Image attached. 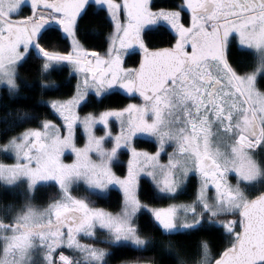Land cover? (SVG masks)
Returning <instances> with one entry per match:
<instances>
[{
	"label": "snow or ice",
	"instance_id": "obj_1",
	"mask_svg": "<svg viewBox=\"0 0 264 264\" xmlns=\"http://www.w3.org/2000/svg\"><path fill=\"white\" fill-rule=\"evenodd\" d=\"M88 16L109 29L85 34L103 37L102 52L83 42ZM163 30L166 46L152 43L149 32ZM51 35L59 46L45 43ZM65 67L76 80L71 95L37 102L59 122L35 105H3L0 155L13 162L0 160V193L22 191L19 201L0 195V264H109L113 247L141 254L124 264H155L142 255L155 241L141 235L140 216L166 236L190 237L207 224L225 238L215 254L198 242L190 259L175 241L161 242L177 264H264V190L253 193L264 189V0H181L174 8L153 0H0L4 95L15 100L32 86L21 70L35 72L43 91L56 90L49 76ZM114 90L130 102L80 114ZM141 138L156 150L138 148ZM125 151L127 173L118 175ZM193 183L190 203L141 200L145 185L153 199L175 200ZM42 186L55 190L45 205L35 202ZM113 191L117 211L96 206L93 196Z\"/></svg>",
	"mask_w": 264,
	"mask_h": 264
},
{
	"label": "trees",
	"instance_id": "obj_2",
	"mask_svg": "<svg viewBox=\"0 0 264 264\" xmlns=\"http://www.w3.org/2000/svg\"><path fill=\"white\" fill-rule=\"evenodd\" d=\"M181 0H153V3L156 7H164V8H174L178 5ZM80 28H81V35L83 38V42L85 43L86 47L89 50H97L103 51L106 47V44L103 42V37H95L92 35H85L86 33H91L92 29H96L97 31L104 33L105 35L108 32V28L106 27L105 21L102 17H95V16H88L85 17L80 21ZM170 30H163V31H150L148 34V38L154 44H158L161 46H166V42L170 38L169 35ZM48 45H60V41L56 38L55 35H51L45 41ZM137 57L131 56L126 57L127 66H133L136 62ZM231 59L233 62L241 59L239 53H237L236 48L233 47L231 53ZM38 63V61H37ZM21 75L25 76L29 83L32 85L29 87H22L19 96L15 100H10L7 98L6 95L0 91V96L3 99H0V116H3L6 109L3 105H8L11 108H21V109H31L32 106H36L35 110L41 113L44 116H47L48 119H57L54 115L50 114V111L47 107L38 105L37 102L40 100H50L54 98H65L68 95H71L72 86L76 83V80L72 78L69 82L68 76V69L65 67L64 69H55L51 72L49 76V81L54 82L56 85H59V88L56 90H47L43 91L39 86V80L35 72H27L25 70H21ZM25 97H29L25 99ZM130 102L123 92L119 90H114V94H109V96L103 100L102 103L98 102L94 107H86L82 108L81 112L85 113L88 111H93L94 108L96 111L103 110L106 107H113L119 108L124 106ZM32 126L30 123L23 124L17 131L22 130L24 127ZM14 134V133H13ZM138 147L146 148L150 151H154V143L150 140H146L141 138V142L137 144ZM0 158H5V156L0 155ZM126 155L123 153L122 158L118 163L119 166L117 170L120 173L125 172V161ZM146 191L141 194V200L143 202L153 204V205H161L168 202V199H153L151 190L147 189V185H145ZM259 190L264 189H253L254 194H258ZM22 189H16L15 195H13L12 191H4L0 193V195L6 198H12L16 201L21 199L20 193ZM54 189L51 187H41V189L36 194V201L40 204H46L48 201V197L54 194ZM195 194V183L188 186L185 193L179 195L177 198L180 200H189ZM101 205H104L110 210L116 211L119 208V198L116 191H113L112 194L107 199L100 198L98 201ZM138 223L141 227V235L142 236H151L154 238L155 241V251H148L143 253V257H154L156 264H177V258L173 254L171 256L165 252L161 246V242H166L168 240H173L176 242L177 251H180L182 254L184 252L189 253V256H186V259L191 258V253L195 251L196 245L198 242L202 240H206L210 243L213 252L216 253L217 251L221 250L225 243V238L222 237L220 231L215 230L214 228L209 227L207 224L202 226L201 230L195 231L192 235L185 236V235H172L166 236L163 235L160 230L153 226L150 218L148 216H140ZM141 256L140 253L133 251L127 247H117L114 251V257L117 259L123 258H136Z\"/></svg>",
	"mask_w": 264,
	"mask_h": 264
},
{
	"label": "rangeland",
	"instance_id": "obj_3",
	"mask_svg": "<svg viewBox=\"0 0 264 264\" xmlns=\"http://www.w3.org/2000/svg\"><path fill=\"white\" fill-rule=\"evenodd\" d=\"M1 91V90H0ZM66 98V97H65ZM132 102H138V101H132ZM80 114L81 115H83L84 113L83 112H81V110H80ZM52 120H54V121H56V122H59L58 121V119H52ZM116 131H118V126L116 127V129H115ZM97 134L98 135H100V134H102V129H101V126H98V129H97ZM80 143L82 144L83 143V140L81 139L80 140ZM138 147V146H137ZM138 148H140V149H145V150H148V149H146V148H141V147H138ZM156 150V149H155ZM154 150V151H155ZM148 151H150V150H148ZM154 151H151V152H154ZM169 151H171V149H169ZM124 154L126 155V158H125V161H123L124 163H125V172L122 174V173H120L118 170H117V167L115 168V171L117 172V174L118 175H126V173H127V159H128V155H127V152L125 151L124 152ZM122 158V155L120 156V159ZM120 159H119V161H120ZM166 159H167V157H166V155H162V162H164V161H166ZM0 160H3L4 162H7V163H11V162H13L11 159H8V158H0ZM118 163H121V162H118ZM78 194H83V192L81 191L80 193H78ZM195 195V194H194ZM178 197V196H177ZM176 197V199L175 200H168V202L167 203H165V204H161V205H153V204H149V203H147V204H149L150 206H155V207H166L169 203H190L193 199H194V196L192 197V199H189V200H180V199H178ZM93 198V197H92ZM37 204H39V205H42V204H40V203H38L37 201H35ZM143 202V201H142ZM144 203H146V202H144ZM108 210H110V209H108ZM110 211H113V210H110ZM117 211V210H116ZM98 235L101 237V238H103L104 237V233H98ZM100 247H104V248H108L107 247V245H99ZM137 258V257H136ZM135 258V259H136Z\"/></svg>",
	"mask_w": 264,
	"mask_h": 264
},
{
	"label": "flooded vegetation",
	"instance_id": "obj_4",
	"mask_svg": "<svg viewBox=\"0 0 264 264\" xmlns=\"http://www.w3.org/2000/svg\"><path fill=\"white\" fill-rule=\"evenodd\" d=\"M28 9L27 8H25L24 9V14L26 15V14H28ZM52 196V195H51ZM93 200H95L96 201V206H98V207H104V208H107V207H105L104 205H101L98 201H99V199L100 198H97L96 196H93V198H92ZM48 200H49V197H48ZM48 202V201H47ZM46 202V203H47ZM42 205H45V204H42ZM108 209V208H107ZM202 241H206V240H202ZM85 242H91V241H85ZM210 244V243H209ZM107 247H109L108 245H107ZM210 248H211V251L213 252V249H212V247H211V245H210ZM117 249V247H113V248H111L110 249V251L112 252V255H111V257H109V264H124V262L125 261H133V260H135V258H126V259H123V258H120V259H117V258H115L114 257V251ZM214 253V252H213ZM215 254V253H214ZM156 264V263H155Z\"/></svg>",
	"mask_w": 264,
	"mask_h": 264
}]
</instances>
